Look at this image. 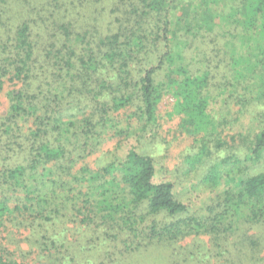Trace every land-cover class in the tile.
Instances as JSON below:
<instances>
[{
  "label": "trees",
  "instance_id": "1",
  "mask_svg": "<svg viewBox=\"0 0 264 264\" xmlns=\"http://www.w3.org/2000/svg\"><path fill=\"white\" fill-rule=\"evenodd\" d=\"M169 94L181 131L195 134L182 173L204 169V185L223 184L203 210L156 180L144 147L124 149L158 133ZM214 103L258 127L222 139ZM256 224L264 0H0V264L34 254L35 264H130L153 247L169 264L200 261L202 237L218 245L241 230L254 247L242 234Z\"/></svg>",
  "mask_w": 264,
  "mask_h": 264
},
{
  "label": "rangeland",
  "instance_id": "2",
  "mask_svg": "<svg viewBox=\"0 0 264 264\" xmlns=\"http://www.w3.org/2000/svg\"><path fill=\"white\" fill-rule=\"evenodd\" d=\"M173 102L174 97L170 94L165 95L159 102L158 107L161 116L159 119L161 122V129L153 138H146L145 140L137 142L135 136L129 137L125 140L127 143H125L124 149L131 144L137 145V149L139 150H142L144 147L147 153L151 154L156 161V167L158 168L156 180L166 178L172 180L176 183V194H178L179 198L186 204L190 205V210H203L204 207L210 203L211 197L223 188V184L220 182L219 185L216 186L204 185L201 182V175L205 171L204 169L199 171L193 170L190 174L182 173V171H184V156L197 151V149L194 141L195 134L192 127L187 125L186 129L183 130L184 132L181 131L180 116L172 113ZM220 105L221 103L212 104L209 116H211L214 122L213 126H216V128L218 127V130H223L221 134L222 139L225 136V139L229 140L228 136H230L231 133L226 135V132L229 130H239L246 133L249 129H252L250 130L252 133L255 127H258V122L256 121L253 122V125L250 124V113L245 114L243 117H240V115L237 120H235L234 114L232 117L227 114H225L226 116L223 115V117L220 114L222 113L220 111ZM201 134L202 133L199 135ZM199 135L196 136L199 137ZM213 136L216 137L214 134ZM208 137L212 139L211 136L208 135ZM123 151H121V153H123ZM225 153V151L219 154L217 153L215 157L220 160V158L227 155H224ZM230 160L233 161L232 159ZM231 161L228 164L222 162L221 167H223V169L229 168L232 163ZM174 170H180V172L176 173ZM240 232L241 230H236L234 234H228L227 238L218 245L213 244L207 236L202 237L203 239L200 241L203 242V246L206 245L203 252L207 255L200 261H198V259L182 261L180 256H176V258L180 260V264H264V228L261 229V227L256 224L252 229L250 228L246 230L245 234H242V236H244L248 233L253 236L256 242L254 247L250 245L247 239H245V242L240 238ZM188 241L189 240H184L179 243L180 246L178 245L177 252L179 251L181 255ZM198 246L201 247V244H198ZM194 247L195 245H193V248ZM208 247L210 248V252L206 251ZM151 249H149L150 251L148 252L131 255L130 264H169L170 259L167 248L153 247ZM26 262L35 264L36 255L34 254L31 258L27 259Z\"/></svg>",
  "mask_w": 264,
  "mask_h": 264
}]
</instances>
